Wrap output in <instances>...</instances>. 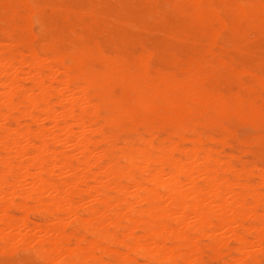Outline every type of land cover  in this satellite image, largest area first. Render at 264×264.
<instances>
[{"label":"bare ground","instance_id":"6f19581e","mask_svg":"<svg viewBox=\"0 0 264 264\" xmlns=\"http://www.w3.org/2000/svg\"><path fill=\"white\" fill-rule=\"evenodd\" d=\"M263 91L264 0H0V257L257 264Z\"/></svg>","mask_w":264,"mask_h":264},{"label":"rangeland","instance_id":"374dc122","mask_svg":"<svg viewBox=\"0 0 264 264\" xmlns=\"http://www.w3.org/2000/svg\"><path fill=\"white\" fill-rule=\"evenodd\" d=\"M235 56V55H234ZM233 56V67L237 70H241L242 68L245 67V69H247V72H254L250 67L247 66V62L245 61V57L240 55V56ZM154 63V60L153 62ZM201 67L202 69L207 73V75L209 76V78L211 79V81L214 82V80H220V79H224V73L223 70L218 68L217 66H214L212 64H209L205 61H202L201 63ZM243 80L246 81L247 80V76L243 77ZM223 90L226 91V87L222 88ZM263 98H264V91L261 93ZM235 131H237V136L239 139L244 140L247 137L251 136L253 134V131L248 128V127H240V126H236ZM24 256V254L21 252H18L17 254H15L14 256H2L0 257V260L4 261L5 263H13L15 261H18L20 259H23L22 257ZM257 257L259 258V260L257 261V264H264V252H261L260 255L258 254ZM228 261H230V263H228ZM234 264L232 260L229 259V257L225 254L221 257V259H219V261L214 262V264ZM232 262V263H231ZM225 263V264H226Z\"/></svg>","mask_w":264,"mask_h":264}]
</instances>
